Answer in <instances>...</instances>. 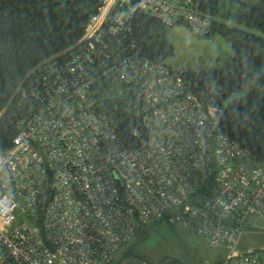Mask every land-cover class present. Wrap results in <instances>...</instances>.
I'll return each mask as SVG.
<instances>
[{
  "label": "built area",
  "instance_id": "built-area-1",
  "mask_svg": "<svg viewBox=\"0 0 264 264\" xmlns=\"http://www.w3.org/2000/svg\"><path fill=\"white\" fill-rule=\"evenodd\" d=\"M93 1L79 41L45 62L36 88L15 92L36 105L0 153V264H171L128 254L114 260L153 220L230 250L213 264H264V248L233 250L249 216L264 220V170L220 132L221 108L203 106L178 73L130 39L136 12L164 28L185 23L198 37L209 34L210 18L193 0ZM106 76L140 102L133 149L89 100L91 86ZM27 213L37 217L16 223Z\"/></svg>",
  "mask_w": 264,
  "mask_h": 264
},
{
  "label": "trees",
  "instance_id": "trees-1",
  "mask_svg": "<svg viewBox=\"0 0 264 264\" xmlns=\"http://www.w3.org/2000/svg\"><path fill=\"white\" fill-rule=\"evenodd\" d=\"M226 1H192L193 8L211 20V30L205 38L217 34L229 43L225 64L177 73L205 107L214 104L221 108L224 100L237 95L220 114V132L243 149L249 165L264 170L263 42L254 34L264 36V0H237L236 12L229 15L232 27L216 18ZM96 7L93 0H0V153L11 147L19 121L35 109L29 96L15 98L16 90L22 86L27 92L36 88L42 77L46 78L45 62L79 41ZM129 25L130 39L141 54L161 62L170 55L164 41L151 45L152 31L163 27L159 22L136 12ZM68 57L65 54L56 61L64 62ZM89 100L127 149L138 145L132 132L140 130V102L132 90L114 76H106L91 86ZM170 260L171 264H184Z\"/></svg>",
  "mask_w": 264,
  "mask_h": 264
},
{
  "label": "rangeland",
  "instance_id": "rangeland-1",
  "mask_svg": "<svg viewBox=\"0 0 264 264\" xmlns=\"http://www.w3.org/2000/svg\"><path fill=\"white\" fill-rule=\"evenodd\" d=\"M237 10V0H227L220 5L217 20L234 26L229 15ZM250 31L249 29H247ZM262 39L261 55L264 58V36L254 33ZM157 40L166 43L170 55L163 58L165 66L174 72L200 71L207 68H217L225 64L230 45L221 36L211 37L194 35L185 23H178L170 28L162 27L160 31H152L151 45ZM196 200L188 201V204ZM37 214L18 215L16 223H30ZM264 248V220L249 216L233 250L242 254L248 251ZM229 249L209 247L206 241L178 225L168 224L164 220H153L137 230L135 235L114 254V260L124 255L139 256L150 262H160L164 259L177 260L184 264H213L229 255Z\"/></svg>",
  "mask_w": 264,
  "mask_h": 264
},
{
  "label": "water",
  "instance_id": "water-1",
  "mask_svg": "<svg viewBox=\"0 0 264 264\" xmlns=\"http://www.w3.org/2000/svg\"><path fill=\"white\" fill-rule=\"evenodd\" d=\"M237 98V95H232L231 97L227 98L226 100H224V102L222 103L221 106V112L225 111L226 108L228 107V105ZM118 187L120 188V184L119 182L117 183ZM121 189V188H120Z\"/></svg>",
  "mask_w": 264,
  "mask_h": 264
}]
</instances>
